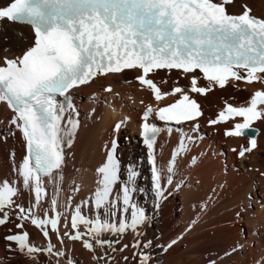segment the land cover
Wrapping results in <instances>:
<instances>
[{
	"label": "snow or ice",
	"instance_id": "1",
	"mask_svg": "<svg viewBox=\"0 0 264 264\" xmlns=\"http://www.w3.org/2000/svg\"><path fill=\"white\" fill-rule=\"evenodd\" d=\"M231 2L10 0L7 6L0 7V19L27 23L35 33L34 45L22 56L4 57L0 63V101L7 102L15 113L10 123L21 131L26 142L27 155L18 171L24 186L34 191L37 204L45 193L42 177L61 170L64 145L71 147L70 137L79 126V121L71 117L68 120L70 128L62 126L64 113L75 111L68 95L71 89L88 84L98 75L139 70L140 75L135 79L150 88L157 101L167 95L181 94L174 103L155 110L159 120L180 124L201 116L200 105L180 87H174L171 93H162L160 87L148 78L150 73L165 69L181 71L186 77L192 74L190 91L202 95L214 85L225 87L229 80L248 84L264 82V19L251 15L247 5L241 14H229L226 5ZM197 71L209 82L208 87L197 86L199 78L194 75ZM105 91H111V88ZM58 96L64 97V101H59ZM153 112L149 105L143 114L145 122L141 135L152 164V185L160 198L164 192L154 154L160 129L147 123ZM234 117H243V122L226 130L225 135L239 137L249 134L253 122L264 117V90L255 91L247 106L226 104L217 119L209 123L226 122ZM120 127V123L115 125L117 130ZM66 137L69 138L66 140ZM114 144L105 163L97 169L100 180L93 199L84 203L93 205L98 211L107 209V215L119 213L122 218L118 223L102 219L100 215L89 218L77 205L70 219L74 234H63L72 240H82L83 246L89 250H94L92 240L101 247L112 246L113 241L100 238L103 233L122 234L129 228L135 231L147 219L145 210L133 200L138 177L134 168L129 167L127 181L120 186L119 192H114V186L120 181V162L115 156ZM248 144L249 147H241V157L257 146L254 136H250ZM185 150L182 138L172 153L169 172L176 156ZM168 183H171L170 176ZM16 195V187L7 179L0 182V225L9 222L10 213L6 209L13 207ZM15 207L17 216L30 219L33 225L43 230L45 237L49 236L48 225L59 232L60 213L56 212L55 199L52 200L55 213L52 217L45 213L44 218H40L31 208ZM81 224L85 225V232L79 230ZM16 227L23 228V224ZM5 240L15 242L17 250L29 255L40 251L51 253L53 249L51 243L46 249L29 244L27 232L7 235ZM139 246V241L133 245ZM140 258L142 262L147 259L143 254Z\"/></svg>",
	"mask_w": 264,
	"mask_h": 264
},
{
	"label": "bare ground",
	"instance_id": "2",
	"mask_svg": "<svg viewBox=\"0 0 264 264\" xmlns=\"http://www.w3.org/2000/svg\"><path fill=\"white\" fill-rule=\"evenodd\" d=\"M9 2L10 0H0V7H5ZM245 5L251 9L252 15L264 19V0H232L226 8L230 13L239 15ZM34 41L35 33L31 26L0 19V63L4 57L11 59L22 56L34 45ZM138 75L139 70L98 75L88 84L70 90L75 111L68 110L64 113L62 126L70 128V117L78 120L79 126L70 137L71 147L64 145V164L61 170L42 179L56 176L57 183H74L76 191H81L84 185L86 193L89 192L88 198L92 200L94 193L90 194L92 189L89 187H98L100 180V174L95 175L94 169L105 163L107 153L115 142L114 146L118 147L116 158L120 162V181L114 186V192H119L120 186L127 181L129 167L134 168L138 177L133 200L145 210L147 217L145 223L139 225L135 231L128 229L131 244L139 241L140 245L132 250H137L139 256L143 254L147 257L143 262L139 257V264H264V206L259 208L260 204L264 205V117L253 122L252 127L258 130L254 137L257 146L243 157L239 155V151L242 146H250V137L225 135L226 130L238 122L239 118L227 123H209L215 120V115L226 104L247 106L255 91L264 90V82L248 84L229 80L225 87L214 85L202 95L190 91L192 74L186 77L181 71L165 69L149 74L148 78L160 87L162 93H171L174 87H180L202 107V115L198 119L184 124L170 127L166 124L159 125L151 119L160 127L154 154L156 166L161 172L164 195L158 198L152 185V164L148 157V148L143 143L140 121L137 120L140 114V120L142 119V114L149 105L157 109L164 107L180 99L181 94L167 95L157 101L151 89L135 79ZM194 75L199 78L197 86H209V82L199 71ZM129 80L133 81L132 84H128ZM107 86L111 87L110 92L105 91ZM117 91L122 96H133L132 103L139 108L136 109L128 103L123 107V101L114 97ZM108 103L118 109L117 115ZM14 115L8 105L0 104L2 179L6 178L3 172V168H6L5 148L12 152L18 144L14 145L12 137L2 138L6 135L4 132L7 135L10 132L13 125L10 121ZM126 116H130L131 120L127 121ZM197 121L200 122L198 128L194 127ZM116 123L121 124L119 129L127 126L117 132ZM126 133L132 134L130 146L121 144L122 136ZM134 134L138 136L135 137ZM16 137L15 141L21 144L25 156L27 147L20 130ZM182 138L186 150L176 156L172 171L169 172L172 153L178 148ZM104 146L106 150L103 154ZM169 176L171 183H168ZM83 205L87 204L83 202ZM91 208L95 216L100 215L102 219L110 222L118 223L122 218L119 213L116 216L104 215L93 205ZM82 213L94 218L89 210ZM66 222L69 223L67 220ZM113 242L112 252L116 251L126 258L128 251L123 250L116 241ZM67 255H72L70 250ZM80 260L81 264H86L79 258ZM123 263L134 264L131 260Z\"/></svg>",
	"mask_w": 264,
	"mask_h": 264
},
{
	"label": "rangeland",
	"instance_id": "3",
	"mask_svg": "<svg viewBox=\"0 0 264 264\" xmlns=\"http://www.w3.org/2000/svg\"><path fill=\"white\" fill-rule=\"evenodd\" d=\"M128 75L130 76V74ZM132 82H133L132 80H129L128 84H132ZM109 87L110 86H107L106 88H109ZM129 95L122 96L121 93L118 91L114 93V97H116L117 99H121L123 101V107H125L126 103H128L131 106H134L132 103L134 101V97L133 96L130 97ZM107 105L113 109V113L115 115L119 113L118 109L114 105H112L111 103H108ZM90 115H92V112H90ZM126 117H127L126 118L127 121L131 120L130 116H126ZM140 117H141V114L138 117L137 122L140 121ZM123 128L119 130L115 129V131L119 132ZM18 132H19V129L16 126L12 125V128L10 132L8 133V135L6 132H4L6 135L2 136V138L5 137L6 139H9L12 137L14 138L13 139L14 145H16V143L18 144L16 145V147L13 148L12 152H10L8 148H5L6 149V159H5L6 168H3V172L4 174H6L5 175L6 178L2 179L0 176V182L7 179L17 189V195L13 198L14 199L13 207L10 209H6L10 213L9 222L4 225H0V264H81V260L79 261V258L84 260L86 264H118V263L124 264L123 261L125 260L126 261L131 260L133 261L134 264L135 263L139 264L140 256L138 255L137 250L135 251L132 250L133 244H131L130 238H128L130 234L129 230H127L128 232L125 231L122 234L114 233V232H110V233L105 232L106 234L103 233L102 236L100 237L101 239L116 241L118 244H120L123 250L125 249L126 251H128V253L125 256L127 259L123 258L116 251L113 253L111 249L112 247H109L108 245L101 247L100 245H97L94 240H92V243L94 245V250H89L82 245L83 244L82 240H72L69 238V236L63 235L65 232L74 234V231L71 229L70 219H71V214L73 213L77 205L81 206L82 212L86 213V211L89 210L90 215L92 214L95 217V214L93 213L91 205L90 204H87L86 206L83 205V202L91 201V199L88 198L89 192L86 193L87 189L84 185L81 188L82 189L81 190L82 192H81L80 190L79 191L74 190L75 188V186L73 187L74 183L71 185L65 184L63 183V181L62 182L58 181L57 183V180H56L57 178L56 176H54L52 178L42 179L45 193L42 194V197L39 203L37 204L34 191L31 188L24 186L23 178L19 174V171H18L19 166L23 163L24 157L27 155L25 154L24 156V152L23 150H21V144L17 142V140L15 141V139L17 138L16 136ZM131 135L127 133L124 134L121 139V144L125 143L126 146H130L131 145V140H130ZM134 136L136 137L138 135L134 134ZM105 150H106V147L104 146L102 149L103 154L105 153ZM115 151H116L115 152V156H116L118 153L117 146H115ZM263 159H264V156H263ZM257 170H258V167L256 168V171ZM94 174L95 175L99 174L97 172V168L94 169ZM62 175L64 176V172L62 173ZM76 188H79V187L76 186ZM90 188L92 189V192L90 194H92L94 193V190L95 188H97V186L90 185L89 189ZM53 199L56 200V212L60 213L58 233L56 231H53L51 229V226L48 225L47 230L49 232V236L45 237L43 235V230L33 225L30 219H20L17 216L18 209L15 207V205H22L26 209L31 208L33 214H35L36 216H39L40 218H44L45 213H47L49 217H52L55 215V213L52 211V200ZM34 205L35 207H33ZM263 206H264L263 204H260L259 208L262 209ZM102 213H104L105 215L107 213V209L102 210ZM253 215L254 214H252V216ZM66 220L69 221V223H67ZM17 224H23V228H17L16 227ZM79 230L81 232H85L86 231L85 225L83 224L79 225ZM22 232H27L28 233V243L31 245H34L35 247L39 249H46L49 246V243H51V245H53L52 252L49 253L47 251H40V252L33 253L32 255H29L26 251L21 252L17 250V246L15 242H9L5 240V237L7 235L17 234V233H22ZM85 238L91 239V237H85ZM125 245H128V247L125 248L124 247ZM69 250L72 253L70 257L67 255V251ZM59 252H62L63 255H57V253Z\"/></svg>",
	"mask_w": 264,
	"mask_h": 264
},
{
	"label": "water",
	"instance_id": "4",
	"mask_svg": "<svg viewBox=\"0 0 264 264\" xmlns=\"http://www.w3.org/2000/svg\"><path fill=\"white\" fill-rule=\"evenodd\" d=\"M251 132H252V133H251V135H252V136H254V135H255V132H256V130H251Z\"/></svg>",
	"mask_w": 264,
	"mask_h": 264
}]
</instances>
